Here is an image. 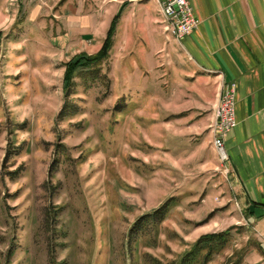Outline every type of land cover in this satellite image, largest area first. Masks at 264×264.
<instances>
[{
	"label": "rangeland",
	"instance_id": "1",
	"mask_svg": "<svg viewBox=\"0 0 264 264\" xmlns=\"http://www.w3.org/2000/svg\"><path fill=\"white\" fill-rule=\"evenodd\" d=\"M20 1L0 0V264H179L199 236L227 228L208 264L255 250L212 147L218 102L209 103L207 85L173 97L169 74L162 88L148 84L140 28L123 56L114 50L95 74L74 78L59 115L63 76L44 71L59 64L46 42L29 41L37 27ZM167 200L163 222L131 232Z\"/></svg>",
	"mask_w": 264,
	"mask_h": 264
},
{
	"label": "crops",
	"instance_id": "2",
	"mask_svg": "<svg viewBox=\"0 0 264 264\" xmlns=\"http://www.w3.org/2000/svg\"><path fill=\"white\" fill-rule=\"evenodd\" d=\"M188 2L199 25L178 40L160 24L154 0H28L26 21L37 27L29 41H35L34 36L46 42L47 52L57 59L51 61L58 63V68L44 69L47 77L54 70L63 76V64L69 59L100 50L116 18L110 55L117 50L123 56L135 43V36L139 41L141 28L149 41L145 61L148 84L155 82L162 88L169 74L178 89L173 93L176 97L180 90H196L198 83H204L214 107L222 85L234 83L236 126L224 141L230 180L248 216L253 238L264 250V0ZM33 70L41 74L39 69ZM36 78L40 87L41 80ZM216 156L219 161L221 154ZM250 256L254 261L262 260L256 250L246 259Z\"/></svg>",
	"mask_w": 264,
	"mask_h": 264
},
{
	"label": "trees",
	"instance_id": "3",
	"mask_svg": "<svg viewBox=\"0 0 264 264\" xmlns=\"http://www.w3.org/2000/svg\"><path fill=\"white\" fill-rule=\"evenodd\" d=\"M116 18L112 21L109 30L106 34V38L100 50L93 55H87L85 53L78 54L71 58L68 62L64 64V74H63V93L64 102L59 115L67 107V99L71 95V91L74 85V78L85 75H93L97 72L96 69L99 65L106 62L110 55V50L112 48L113 36L115 33ZM171 203L170 200L165 201L151 214L142 216L139 218L131 230L132 233L137 234V232L144 225L148 223H161L167 216L169 207ZM246 218L248 216L246 215ZM234 228H227L220 232L207 233L199 236L196 241L191 245L190 249L184 253L181 257L179 264H208L211 261L213 255L220 253L227 245L230 237V232ZM253 249H255L262 260L264 261V250L262 247L255 243L253 244ZM249 253L247 248L243 250L235 251L229 259H233L228 264H242L244 256ZM236 255V257H234Z\"/></svg>",
	"mask_w": 264,
	"mask_h": 264
},
{
	"label": "built area",
	"instance_id": "4",
	"mask_svg": "<svg viewBox=\"0 0 264 264\" xmlns=\"http://www.w3.org/2000/svg\"><path fill=\"white\" fill-rule=\"evenodd\" d=\"M165 4V9L171 20L172 32L176 33L180 38L194 31L199 21L193 15V9L188 0H160ZM235 92L234 83L223 84L221 88V106L216 109L217 125L212 130V134H216L217 149L223 160L222 170L225 175L231 173L229 167V156L225 149L224 141L234 127L235 121Z\"/></svg>",
	"mask_w": 264,
	"mask_h": 264
},
{
	"label": "bare ground",
	"instance_id": "5",
	"mask_svg": "<svg viewBox=\"0 0 264 264\" xmlns=\"http://www.w3.org/2000/svg\"><path fill=\"white\" fill-rule=\"evenodd\" d=\"M158 4V7H159V11L161 13V16L163 18V22L166 26L167 29L171 30V20H170V17H168V14L166 12V9H165V4L162 3L160 0H155ZM175 35V38L180 40V36H178L176 33H174ZM218 106H221V96L219 98V101H218V104L216 106V108H218ZM213 123H212V127H211V134H212V130L216 128V125H217V114H216V109L214 110V113H213ZM212 146L214 147L215 150H218L217 149V141H216V134H212ZM221 167H223V160L221 162ZM223 173L225 174V171L223 170Z\"/></svg>",
	"mask_w": 264,
	"mask_h": 264
}]
</instances>
